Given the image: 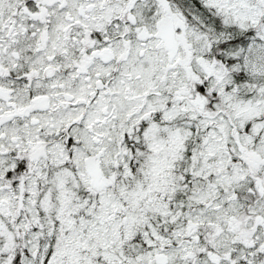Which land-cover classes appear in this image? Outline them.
Segmentation results:
<instances>
[{"label": "snow or ice", "instance_id": "obj_1", "mask_svg": "<svg viewBox=\"0 0 264 264\" xmlns=\"http://www.w3.org/2000/svg\"><path fill=\"white\" fill-rule=\"evenodd\" d=\"M0 264H264V0H0Z\"/></svg>", "mask_w": 264, "mask_h": 264}]
</instances>
